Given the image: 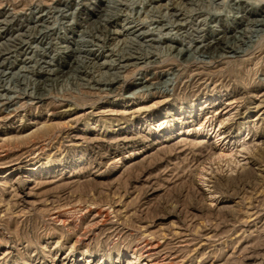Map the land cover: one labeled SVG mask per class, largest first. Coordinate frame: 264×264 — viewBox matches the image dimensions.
<instances>
[{
    "label": "rangeland",
    "instance_id": "rangeland-1",
    "mask_svg": "<svg viewBox=\"0 0 264 264\" xmlns=\"http://www.w3.org/2000/svg\"><path fill=\"white\" fill-rule=\"evenodd\" d=\"M108 1L0 0L3 78L43 94L0 101V264H264V33L169 49L238 34L263 0Z\"/></svg>",
    "mask_w": 264,
    "mask_h": 264
},
{
    "label": "bare ground",
    "instance_id": "bare-ground-1",
    "mask_svg": "<svg viewBox=\"0 0 264 264\" xmlns=\"http://www.w3.org/2000/svg\"><path fill=\"white\" fill-rule=\"evenodd\" d=\"M110 1V0H109ZM108 1V2H109ZM114 1V0H113ZM170 1H172V0H170ZM187 1V0H186ZM214 1V0H213ZM229 1V0H228ZM244 1V0H243ZM249 1V0H248ZM254 1V0H253ZM179 2V1H178ZM190 2H192V0L190 1ZM205 3H206V1H204ZM224 2V1H223ZM246 2V1H245ZM262 2H264V0L262 1ZM110 3V2H109ZM112 3V2H111ZM110 3V4H111ZM235 3V2H234ZM233 3V4H234ZM250 3V2H249ZM249 3H247V4H249ZM63 4V3H62ZM108 4V3H107ZM212 4V3H211ZM210 4V5H211ZM215 4V3H214ZM221 4V3H220ZM256 4V3H255ZM261 4V3H260ZM264 4V3H263ZM143 5V4H142ZM206 5H208V4H206ZM209 5V6H210ZM222 5V4H221ZM226 5H227V2H226ZM106 6V5H105ZM220 6V5H219ZM230 6V5H229ZM236 6H237V4H236ZM238 6H240V5H238ZM250 6V5H249ZM256 6V5H255ZM60 7V6H59ZM199 7V6H198ZM214 7V6H213ZM222 6H220V8H221ZM262 7V6H261ZM175 8H177V6L176 7H173V10H174V15L175 16H177L178 17V15H182L181 14V10L180 9H175ZM216 8V7H215ZM229 8V7H228ZM66 9V8H65ZM110 9V6L108 5L107 6V8L105 9V10H103L104 11V13L102 14V13H99V16H98V20H100L101 19V17L103 16H105V14H106V12L108 11ZM130 9V8H129ZM214 9V8H213ZM224 9V8H223ZM236 9V8H235ZM243 9V8H242ZM246 9V8H245ZM255 9H256V7H255ZM64 10V9H63ZM133 10V9H132ZM131 10V11H132ZM250 10V9H249ZM252 10V9H251ZM52 11V10H51ZM57 11H59V10H57ZM75 11V10H74ZM185 11V10H184ZM184 11H182V12H184ZM228 11V10H227ZM46 12V11H45ZM50 12V11H49ZM56 12V11H55ZM61 12V11H60ZM68 12V11H67ZM101 12V11H100ZM114 12V11H113ZM142 12V11H141ZM173 12V11H172ZM218 12V11H217ZM249 12V11H248ZM57 13H59V12H57ZM202 13V12H201ZM213 13V12H212ZM212 13H210V15H212ZM231 13V12H230ZM247 13V12H246ZM245 13V14H246ZM252 13V12H251ZM12 14V13H11ZM68 14V13H67ZM69 14H71V13H69ZM113 14V13H112ZM185 14V13H184ZM240 14V13H239ZM13 15V14H12ZM44 15H46V14H44ZM63 15H65V14H63ZM62 15V16H63ZM108 15V14H107ZM111 15V14H110ZM131 15V14H130ZM188 15V14H187ZM187 15H185V16H187ZM217 15H218V13H217ZM233 15V14H232ZM237 15V14H236ZM47 16V15H46ZM50 16V15H49ZM66 16V15H65ZM71 16V15H70ZM75 16H76V14H75ZM147 16V15H146ZM145 16V17H146ZM189 16V15H188ZM187 16V17H188ZM219 16V15H218ZM222 16V15H221ZM226 16V15H225ZM36 17V16H35ZM169 17H171V16H169ZM223 17V16H222ZM237 17H238V15H237ZM242 17V16H241ZM247 19H246V22H245V26H246V28L245 29H242V30H240L239 32H238V34H233V35H231V36H226L222 41H219V38H218V40H212V41H210V42H208L207 44H198L197 46H195V45H193V46H195L193 49H191L190 47H187V48H185V46L184 47H179V48H176V49H174V47H169V49L171 50L170 52H175L177 55H178V57L180 56V57H183V56H186L187 58L186 59H189V58H191V57H193L194 55H199V56H201V57H203V56H207V55H211V56H213L214 57V55H219V53H237V52H239V51H241V48H240V44H244L245 43V41H244V38H245V36H246V34L247 33H249L250 31L252 32H254V33H259V32H262V33H264V11H263V13L261 14H259L258 13V11L256 12H253V15H251V16H248V14H247ZM42 18V17H41ZM181 18V17H180ZM200 18V17H199ZM198 18V19H199ZM37 19V18H36ZM46 19H47V17H46ZM60 19V18H59ZM64 19H66V18H64ZM71 19H72V17H71ZM183 19V18H182ZM187 19H189V18H187ZM217 19V18H216ZM242 19V18H241ZM58 20V19H57ZM63 20V19H62ZM101 20H104V19H101ZM108 20V19H107ZM161 20V19H160ZM186 20V19H185ZM199 20H201V18L199 19ZM212 20V19H211ZM59 21V20H58ZM57 21V22H58ZM61 21V20H60ZM68 21V20H67ZM154 21V20H153ZM157 20H155V22H156ZM171 21V20H170ZM174 21V19L172 20V22ZM181 21V20H180ZM184 21V20H183ZM194 21V20H193ZM196 21V20H195ZM205 21V20H204ZM219 21V20H218ZM32 22H34L35 23V21H32ZM63 22H64V20H63ZM66 22V21H65ZM64 22V23H65ZM186 22H188L187 20H186ZM202 22V21H201ZM206 22V21H205ZM215 22V21H214ZM46 23V22H45ZM128 23V22H127ZM207 23V22H206ZM209 23V22H208ZM211 23V22H210ZM59 24V23H58ZM69 24V23H68ZM152 24V23H151ZM183 24V22L180 24V26ZM196 24H198V23H196ZM204 24V23H203ZM39 25V24H38ZM37 25V26H38ZM46 25V24H45ZM44 25V26H45ZM55 25V24H54ZM149 25V24H148ZM147 24H146V26H148ZM170 25V24H169ZM190 25V24H189ZM201 25V24H200ZM206 25V24H205ZM39 26H41V24L39 25ZM65 26V25H64ZM66 26H68V25H66ZM128 26V25H127ZM150 26V25H149ZM168 26V25H167ZM195 26V25H194ZM32 27V26H31ZM56 27V26H55ZM61 27V26H60ZM130 27V26H129ZM165 27V26H164ZM172 27H174V26H172ZM201 27V26H200ZM207 27H209V25L207 26ZM206 27V28H207ZM214 27V26H213ZM216 27V26H215ZM218 27V26H217ZM226 27V26H225ZM46 28V27H45ZM54 28V27H53ZM67 28V27H66ZM65 28V29H66ZM158 28V27H157ZM161 28H163L162 26H161ZM195 28V27H194ZM203 28H205V27H203ZM212 28V27H211ZM219 28V27H218ZM48 29V28H47ZM60 30H61V28H59ZM127 29V28H126ZM125 29V30H126ZM151 29H153V27L152 28H150V30ZM185 29V28H184ZM189 29V28H188ZM248 29H250V30H248ZM139 30V29H138ZM146 30H148V29H146ZM149 30V31H150ZM162 30V29H161ZM160 30V31H161ZM169 30H171V28L169 27V29H168V32H169ZM176 31H177V29H175ZM181 30H183V29H181ZM190 30V29H189ZM189 30H188V32H189ZM196 30V29H195ZM199 30V29H198ZM216 30V29H215ZM221 30V29H220ZM1 31V30H0ZM40 31H42V30H40ZM39 30H38V32H40ZM52 31V30H51ZM89 31V30H88ZM133 31V30H132ZM134 31H136L135 29H134ZM149 31L147 32V33H149ZM155 31V30H154ZM159 31V32H160ZM192 31V30H191ZM202 31H203V29H202ZM205 31V30H204ZM232 31V30H231ZM37 32V33H38ZM78 32V31H77ZM173 32H175V31H173ZM182 32V31H181ZM180 32V33H181ZM187 31H185V33H186ZM193 32V31H192ZM212 32V31H211ZM218 32V31H217ZM252 32V33H253ZM44 33V32H43ZM46 33H47V31H46ZM85 33V32H84ZM110 33L111 34H115V31H110ZM109 33V34H110ZM130 33H131V31H130ZM158 33V32H157ZM170 34L172 33V32H169ZM168 33V34H169ZM184 33V32H183ZM224 33V32H223ZM41 34V33H40ZM175 34V33H174ZM179 34V33H178ZM191 34V33H190ZM193 34V33H192ZM225 34V33H224ZM37 35V34H36ZM108 35V34H107ZM162 35V34H161ZM173 35V34H172ZM199 35V34H198ZM10 36V35H9ZM16 36V35H15ZM142 36V35H141ZM163 36V35H162ZM170 36V35H169ZM181 36V35H180ZM195 37H197L196 36V34L194 35ZM208 36V35H207ZM95 37H96V35H95ZM94 37V38H95ZM172 37H174V35L172 36ZM175 37H177L176 35H175ZM179 37V36H178ZM186 37H187V35H186ZM201 37V36H200ZM204 37V36H203ZM211 37V36H210ZM220 37V36H219ZM111 38V37H110ZM122 38V37H121ZM144 38V37H143ZM169 37L167 36V39H168ZM171 38V37H170ZM182 38H183V36H182ZM185 38V37H184ZM189 38H190V36H189ZM86 39V38H85ZM107 39H109V37L107 38ZM162 39V38H161ZM165 39V38H164ZM166 39V40H167ZM179 39V38H178ZM209 39V38H208ZM217 39V38H216ZM34 40V39H33ZM79 40V39H78ZM84 39H82V40H79V42H81V41H83ZM169 40V39H168ZM173 40V39H172ZM184 40V39H183ZM191 40H193V39H191L190 38V41ZM211 40V39H210ZM75 41V40H74ZM86 41V40H85ZM108 41V40H107ZM133 41V40H132ZM150 41V40H149ZM156 41V40H155ZM158 41H160V40H158ZM163 41V40H162ZM162 41H160V42H162ZM185 41V40H184ZM196 41V40H195ZM205 41V40H204ZM134 42V41H133ZM179 42V41H178ZM187 42V41H186ZM189 42V41H188ZM187 42V43H188ZM207 42V41H206ZM163 43V42H162ZM173 43V42H172ZM180 43H182V42H180ZM195 43V42H194ZM95 44V43H94ZM103 45L105 44V41L103 40V43H102ZM110 44V43H109ZM190 45H191V43H189ZM14 45V44H13ZM18 45V44H17ZM27 45V44H26ZM68 45V44H67ZM148 45V44H147ZM168 45H170V44H168ZM239 47H238V46ZM37 46V45H36ZM65 46V45H64ZM69 46V45H68ZM75 46H76V44H75ZM80 46V45H79ZM95 46V45H94ZM101 46V45H100ZM133 46V45H132ZM152 46V45H151ZM188 46V45H187ZM192 46V45H191ZM250 46V45H249ZM104 47V46H103ZM116 47V46H115ZM126 47V46H125ZM144 47V46H143ZM67 48V47H66ZM65 48V49H66ZM69 48H71V47H69ZM81 48V47H80ZM174 50H173V49ZM7 49V48H6ZM53 49V48H52ZM244 49V48H243ZM33 50H35V49H33ZM67 50V49H66ZM80 49H79V47L77 48V49H75L74 50V53H75V55L77 54V53H79L80 51H79ZM88 50V49H87ZM90 50V49H89ZM88 50V51H89ZM115 50V49H114ZM3 51V50H2ZM38 51V50H37ZM164 51V50H163ZM167 51V50H166ZM13 52V51H12ZM85 52H86V50H85ZM93 52V51H92ZM169 52V53H170ZM73 53V52H72ZM73 53V54H74ZM100 53V52H99ZM137 53V52H136ZM161 53V52H160ZM33 54V53H32ZM95 54V53H94ZM139 54V53H138ZM175 54V55H176ZM90 55V54H89ZM114 55V54H113ZM131 55V54H130ZM223 55V54H222ZM47 56V55H46ZM51 56V55H50ZM78 56V55H77ZM77 56L75 57V58H77ZM126 56V55H125ZM154 56V55H153ZM153 56H150L149 54H144V55H134V56H130V57H128V58H126V59H123V58H121L120 60H118V63H121V62H124V61H131V60H134V63L136 64L137 62H143V63H151L152 61H155V60H153L154 58H152ZM198 56V57H199ZM225 56V55H224ZM8 57V56H7ZM74 57V56H73ZM157 57V56H156ZM176 57V56H175ZM179 57V58H180ZM197 57V58H198ZM218 57V56H217ZM219 57H220V55H219ZM9 58V57H8ZM215 58V57H214ZM80 59V58H79ZM156 59V58H155ZM158 59V58H157ZM186 59H184V60H186ZM7 60V59H6ZM3 61H5V59L3 60ZM12 61V60H11ZM30 61V60H29ZM32 61V60H31ZM35 61V60H34ZM33 61V62H34ZM189 61V60H188ZM15 62V61H14ZM25 62H28V61H25ZM24 62V63H25ZM36 62H38V61H36ZM87 62V61H86ZM157 62V61H156ZM162 62V61H161ZM195 62V61H194ZM9 63V62H8ZM13 63V62H12ZM71 63V62H70ZM97 63V62H96ZM131 63V62H130ZM133 63V64H134ZM160 63V62H159ZM3 64V63H2ZM101 64V63H100ZM1 65V64H0ZM45 65V64H44ZM104 65V64H103ZM106 65V64H105ZM115 65V64H114ZM117 65V64H116ZM145 65V64H144ZM3 66V65H2ZM118 66H120L119 64H118ZM125 66V65H124ZM127 66V65H126ZM4 67V66H3ZM9 67H10V65H9ZM36 67V66H35ZM35 67H33V68H35ZM39 67V66H38ZM42 67V66H41ZM40 67V68H41ZM46 67V66H45ZM44 67V68H45ZM146 67H147V65H146ZM6 68V67H5ZM32 68V67H31ZM93 68V67H92ZM1 69V68H0ZM36 69V68H35ZM71 69V68H70ZM7 70V69H6ZM24 70H25V68H24ZM42 70V69H41ZM138 70V69H137ZM95 72V71H94ZM7 73L8 72H5V71H0V91H2L3 93H1L0 94V101H2V104H9V103H11V102H14L17 98H20V97H24V98H26V97H29V98H33V100L35 99V98H39L41 95H43L42 93H40V92H33V91H28V88H19L18 86H15V83H14V86L11 88V87H8V82L6 81V79L5 78H3L4 76H5V74L7 75ZM21 72H20V70H18L17 72H13L12 74H11V76H12V78L13 77H15V76H18L19 77V75H20V77L21 76H23V75H21L20 74ZM23 73V72H22ZM104 74V73H103ZM164 75V74H163ZM118 76V75H117ZM6 77V76H5ZM51 78V77H50ZM138 78V77H137ZM150 79V78H149ZM152 79V78H151ZM147 80V79H146ZM146 80H144V77H143V79H139V82H138V84H140L141 85V87L142 88H139L138 89V92L139 91H144V90H146V91H148V90H150V89H152L151 87H152V85H150L149 83H147V81ZM111 82H109L108 84H110V85H112L113 84V82H112V79L110 80ZM114 81V80H113ZM10 82V81H9ZM29 82V81H28ZM53 82V81H52ZM149 82V81H148ZM165 82V81H164ZM18 83V82H17ZM17 83H16V85H17ZM26 83V82H25ZM98 83V82H97ZM36 85V84H35ZM3 87V88H2ZM48 87V86H47ZM91 87V86H90ZM108 87V86H107ZM32 89V88H31ZM95 89H97V91H99V93H101V91H103V93H107V94H111V93H117V92H119V91H121V88H95ZM35 90V89H34ZM11 93H14V94H11ZM16 93H18L17 95H15ZM98 94V93H97ZM45 95V94H44ZM42 97V96H41ZM46 97V96H45ZM27 99V98H26ZM31 100V99H30ZM1 103V102H0ZM12 104V103H11Z\"/></svg>",
    "mask_w": 264,
    "mask_h": 264
}]
</instances>
